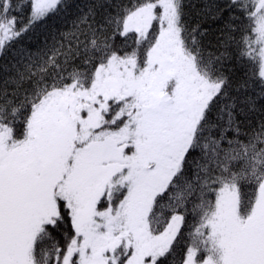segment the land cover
Instances as JSON below:
<instances>
[{"label": "snow or ice", "instance_id": "snow-or-ice-1", "mask_svg": "<svg viewBox=\"0 0 264 264\" xmlns=\"http://www.w3.org/2000/svg\"><path fill=\"white\" fill-rule=\"evenodd\" d=\"M0 60V264H264V0H0Z\"/></svg>", "mask_w": 264, "mask_h": 264}, {"label": "trees", "instance_id": "trees-1", "mask_svg": "<svg viewBox=\"0 0 264 264\" xmlns=\"http://www.w3.org/2000/svg\"><path fill=\"white\" fill-rule=\"evenodd\" d=\"M70 3L74 5H79L80 7L85 6L88 3V0H69ZM76 15H78V9L76 7H73L70 9L69 14L66 19L63 21L58 22L57 27L59 30H66L68 28H71L72 26V21L75 19ZM207 27H209L210 32L212 29H214L216 26L211 22L208 21ZM4 61L0 60V64H3ZM3 76V72L0 71V77Z\"/></svg>", "mask_w": 264, "mask_h": 264}]
</instances>
